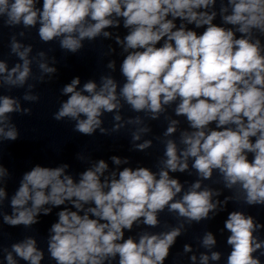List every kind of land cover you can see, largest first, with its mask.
I'll use <instances>...</instances> for the list:
<instances>
[{
    "label": "clouds",
    "instance_id": "obj_1",
    "mask_svg": "<svg viewBox=\"0 0 264 264\" xmlns=\"http://www.w3.org/2000/svg\"><path fill=\"white\" fill-rule=\"evenodd\" d=\"M215 3L216 0H43L41 10L36 0H0V17L5 18L6 26L31 27L39 22L42 41L60 38V47L71 53L78 52L85 39L108 37L110 33L104 29L118 26L122 18L129 31L123 40H118L128 52L121 64L126 82L119 97L134 111L150 113L151 119H157L165 106L178 101L176 116L186 117L193 129L181 133L185 147L179 154L173 140L165 142L166 159L161 161L163 167L158 173L147 167H126L118 178L112 173L111 179L102 181L108 168L104 160L82 172L78 182L65 174L67 164L36 165L25 172L10 201L13 213L3 216L4 223L30 227L38 223L41 212H51L45 205L58 207L69 201L77 209L60 211L58 221L50 228L48 252L56 264H105L117 255L118 264H164L183 225L159 235L145 233L138 242L131 236L124 239V230L130 231L141 218L143 224L156 226L157 213L166 206L189 224L210 219L209 213H215L220 204L212 198L220 192L207 187L201 190V180L210 179L213 170L219 171L226 188L238 186L237 198L245 204L264 206V45L254 37V32L264 36V0H227V6H221V16L225 25L233 27L213 23L217 13L207 10ZM229 8L231 13L225 14ZM177 19L181 21L179 27ZM188 25L204 30L197 34ZM161 41L162 45L157 46ZM20 49L13 38L11 50L23 61L22 65L8 70L0 62V80L5 85L23 86L30 75L27 56L31 48ZM114 66V62L108 65ZM39 68L44 73L56 71L44 63ZM79 84V77H74L63 87L62 93L68 98L53 119L76 121L73 131L83 135L91 136L97 128L104 133L101 115L121 107L117 83L103 76L99 89L91 80L84 83L82 90H77ZM24 99L38 97L25 94ZM19 111L17 100L0 97V138H18L6 114ZM114 119L119 121L121 117L117 114ZM128 122L139 124L141 120L136 117ZM178 123L171 120L164 135L175 133ZM213 123L215 128L210 127ZM149 130L138 129L133 140H139L140 133ZM150 146L151 141L136 145L140 150ZM189 157L194 158L192 168L200 179L181 199L174 200L182 185L169 172L186 171ZM112 160L117 165L122 163L119 157L113 156ZM6 175L7 170L0 167V178ZM6 195L0 187V202ZM230 199L226 197L224 203ZM90 203L94 207L81 215L84 205ZM89 213L95 218H90ZM224 227L230 232L227 264H261L253 253L264 247V241L254 236L262 225L252 215L232 211ZM215 244V237L207 232L202 245L211 248ZM184 250L190 248L185 245ZM3 251L5 264H17L13 253L29 264H41L44 258L31 237L12 244L11 251ZM220 257L219 252L211 253L213 261ZM200 259L201 264H208L209 256L202 254ZM191 260L195 262L196 257Z\"/></svg>",
    "mask_w": 264,
    "mask_h": 264
}]
</instances>
